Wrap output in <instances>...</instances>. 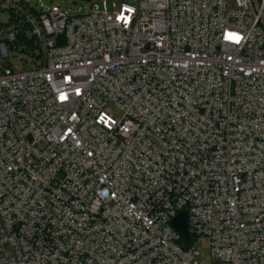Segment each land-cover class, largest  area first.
I'll return each mask as SVG.
<instances>
[{
    "label": "built area",
    "instance_id": "2783aa9c",
    "mask_svg": "<svg viewBox=\"0 0 264 264\" xmlns=\"http://www.w3.org/2000/svg\"><path fill=\"white\" fill-rule=\"evenodd\" d=\"M228 1L0 0V264H264V0Z\"/></svg>",
    "mask_w": 264,
    "mask_h": 264
},
{
    "label": "rangeland",
    "instance_id": "374dc122",
    "mask_svg": "<svg viewBox=\"0 0 264 264\" xmlns=\"http://www.w3.org/2000/svg\"><path fill=\"white\" fill-rule=\"evenodd\" d=\"M123 0H118V3H121ZM129 3L137 4L139 0H126ZM31 4H41L44 3L46 6H49L54 2L58 4L61 9L68 15V16H76L81 14L82 12H87L91 10L93 7L98 6L99 8L103 7L104 0H30ZM111 3V1H110ZM235 5L234 0L228 1V6L233 7ZM15 68L17 70H22L23 65L21 62L15 63ZM115 116L120 118L121 113L119 111H115ZM186 244V242H183ZM192 244L195 247L200 249V255L197 256V260L201 264H213V258L211 255V243L210 239L207 237H198L192 241Z\"/></svg>",
    "mask_w": 264,
    "mask_h": 264
},
{
    "label": "water",
    "instance_id": "95a60500",
    "mask_svg": "<svg viewBox=\"0 0 264 264\" xmlns=\"http://www.w3.org/2000/svg\"><path fill=\"white\" fill-rule=\"evenodd\" d=\"M173 226L178 230L185 239L190 240V234L188 231V213L187 211L180 212L173 220Z\"/></svg>",
    "mask_w": 264,
    "mask_h": 264
}]
</instances>
